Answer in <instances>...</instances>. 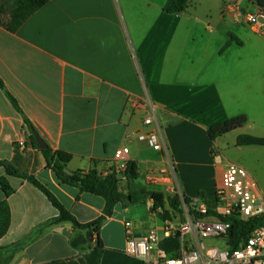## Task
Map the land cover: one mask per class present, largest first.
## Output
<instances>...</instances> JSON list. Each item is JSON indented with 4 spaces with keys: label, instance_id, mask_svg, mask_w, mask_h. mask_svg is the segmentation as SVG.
Instances as JSON below:
<instances>
[{
    "label": "crops",
    "instance_id": "0c3cea01",
    "mask_svg": "<svg viewBox=\"0 0 264 264\" xmlns=\"http://www.w3.org/2000/svg\"><path fill=\"white\" fill-rule=\"evenodd\" d=\"M166 1L50 0L16 32L0 24V161L34 176L79 223L88 224L103 215L105 200L60 181L34 146L30 124L53 150L73 156L67 168L72 173L96 169L106 175L116 150H131L139 180L129 186L122 176L126 198L99 231L101 264H163L167 256L159 244L147 257L126 250L127 222L135 238L157 233L160 242L168 238L167 228L182 224L172 210L164 221L142 190L167 198L177 186L182 196L215 207L230 163L217 157L219 138L212 140L209 129L244 115L247 123L235 131H264V37L239 14H223L229 0H190L180 14L166 13ZM234 1L245 12L264 3ZM145 86L157 106L175 179L151 181L167 162L136 139L147 129L130 100L142 96ZM18 140L26 142L23 150ZM4 176L15 191L6 197L0 185V203L7 200L11 210L0 264H87L91 244L72 245L87 233L70 222L56 223L59 211L39 188L0 167ZM208 244L202 243L213 246ZM197 245L187 236L183 249Z\"/></svg>",
    "mask_w": 264,
    "mask_h": 264
},
{
    "label": "built area",
    "instance_id": "2783aa9c",
    "mask_svg": "<svg viewBox=\"0 0 264 264\" xmlns=\"http://www.w3.org/2000/svg\"><path fill=\"white\" fill-rule=\"evenodd\" d=\"M224 15L239 14L245 23L258 35L264 37V5H259L255 11L245 12L238 2L229 0L224 3ZM130 107L141 114V124L146 132L137 134L136 139L145 143L152 151L161 153L167 162V167L161 168L151 177V181L175 179L174 165L169 154V147L163 128L157 119V106L152 100L147 87L142 96L130 100ZM133 135L125 140L131 141ZM26 142L18 140L16 146L23 150ZM131 150L127 145L118 148L113 158V168L116 173L123 174L131 162ZM177 180V179H176ZM172 197L183 199L176 186L171 188ZM186 210V221L177 229L167 228V237L180 234L185 242L191 236L197 246L183 249L179 257H167L163 264H264V223L256 228L243 245L233 250L229 245L231 219L249 220L264 217V197L251 175L241 166L229 164L224 168L221 185L216 191L215 207H210L202 198H194L190 204L183 203ZM216 213V214H211ZM220 216V217H219ZM132 223H126V250L130 255L147 257L150 251L159 244L160 237L151 233L144 238H135L131 231ZM221 239L222 246L204 247L203 241Z\"/></svg>",
    "mask_w": 264,
    "mask_h": 264
},
{
    "label": "trees",
    "instance_id": "16d2710c",
    "mask_svg": "<svg viewBox=\"0 0 264 264\" xmlns=\"http://www.w3.org/2000/svg\"><path fill=\"white\" fill-rule=\"evenodd\" d=\"M49 1L50 0H0V24L4 25L9 31L16 32L32 15L44 7ZM189 2L190 0H167L164 6V11L168 14L183 13L188 8ZM259 4L264 5L263 2H259ZM4 17L6 20H3ZM234 39L235 37L231 35V40ZM227 46H229V43ZM0 86L3 87L1 80ZM11 99L15 102L13 98ZM246 123L247 117L244 115L231 118L224 123L211 127L209 129L210 137L212 140H216L219 137H223L232 131L244 127ZM30 127L33 129L31 124ZM32 139L34 146L37 147L34 137H32ZM237 144L239 146H264V137L241 135L237 139ZM41 151L47 160L48 167L55 172L60 181L64 184L78 188L81 193L100 196L105 200L106 206L104 213L100 218L88 224L79 223L75 217L65 209L58 199L34 176L20 172L13 165L5 161H0V167H4L7 176L21 178L44 192L54 207L59 211V217L55 220L56 223L70 222L75 228L83 230L87 234L93 235V237H97L96 245L91 247L89 253L86 254V260L87 264H101L104 244L99 239V231L105 220L112 215L116 205L126 198L122 188V176H125L126 182L129 186H132L138 179L139 171L137 165L130 162L127 170L123 174L116 173L114 168H112V171L106 175L96 169L90 171H77L73 172L72 175H69L65 170L68 168V164L72 160L73 156L71 154L61 150H53L49 146ZM0 185L5 192L6 197H9L15 191L6 176L0 178ZM142 193L154 201L153 211L159 213L164 221L171 220L170 210L184 213L180 207L183 203L190 204L192 202V198L186 196H183V199L178 196L167 199L163 193L157 191L143 189ZM130 197H132V195ZM133 199L134 198H132V200ZM231 221L233 222L230 231L229 245L233 250H236L247 241L256 228L264 223V217L249 220L233 218ZM10 225L11 210L8 201L4 200L0 203V240L7 234ZM87 243L88 240L86 236L82 234L77 235L72 240V245L75 248ZM183 248V242L177 234L171 235L159 243L160 251L167 257H179Z\"/></svg>",
    "mask_w": 264,
    "mask_h": 264
},
{
    "label": "rangeland",
    "instance_id": "374dc122",
    "mask_svg": "<svg viewBox=\"0 0 264 264\" xmlns=\"http://www.w3.org/2000/svg\"><path fill=\"white\" fill-rule=\"evenodd\" d=\"M3 20H6V18L4 17ZM241 135L264 137V131H232L223 137H219L216 147L217 157L221 159V157L224 156L228 163L246 169L257 183L259 190L264 197V146H239L237 144V139ZM137 180H139V177ZM167 198H172V196L167 195ZM180 208L184 213L176 211L174 213L176 215L175 219L184 223L186 221V210L188 208L184 205ZM208 243V245L222 246L225 241L221 239H210L208 240Z\"/></svg>",
    "mask_w": 264,
    "mask_h": 264
},
{
    "label": "water",
    "instance_id": "95a60500",
    "mask_svg": "<svg viewBox=\"0 0 264 264\" xmlns=\"http://www.w3.org/2000/svg\"><path fill=\"white\" fill-rule=\"evenodd\" d=\"M3 1H8V0H3ZM32 131H33V137H34V140H35V143H36L37 147L39 149H41V150L46 149L48 147V145L46 144V142L44 141V139L40 136V134L36 130L32 129ZM65 172L67 174H69V175H72L73 174L68 169H66ZM177 236H180V234L177 233ZM86 238H87L88 242L91 244V246L94 247V237H93V235L87 234L86 235Z\"/></svg>",
    "mask_w": 264,
    "mask_h": 264
}]
</instances>
